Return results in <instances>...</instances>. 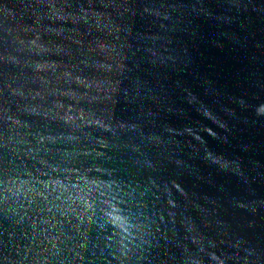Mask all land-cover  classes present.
<instances>
[{"label":"water","instance_id":"1","mask_svg":"<svg viewBox=\"0 0 264 264\" xmlns=\"http://www.w3.org/2000/svg\"><path fill=\"white\" fill-rule=\"evenodd\" d=\"M0 264H264V0H0Z\"/></svg>","mask_w":264,"mask_h":264}]
</instances>
